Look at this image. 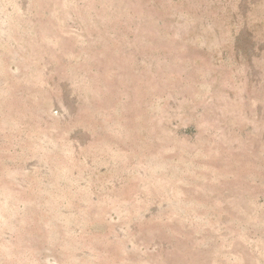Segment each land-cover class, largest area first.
Wrapping results in <instances>:
<instances>
[{
  "label": "rangeland",
  "instance_id": "1",
  "mask_svg": "<svg viewBox=\"0 0 264 264\" xmlns=\"http://www.w3.org/2000/svg\"><path fill=\"white\" fill-rule=\"evenodd\" d=\"M0 264H264V0H0Z\"/></svg>",
  "mask_w": 264,
  "mask_h": 264
}]
</instances>
